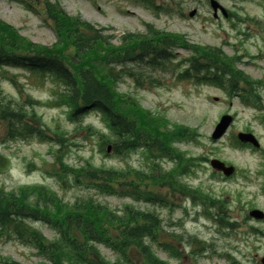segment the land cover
Instances as JSON below:
<instances>
[{
  "label": "rangeland",
  "instance_id": "1",
  "mask_svg": "<svg viewBox=\"0 0 264 264\" xmlns=\"http://www.w3.org/2000/svg\"><path fill=\"white\" fill-rule=\"evenodd\" d=\"M45 1L0 0V18L15 25L33 41L52 45L56 41V34L45 12ZM150 1L157 8L148 6L141 0H60V3L66 11L79 14L83 20L110 27L108 32L115 34L117 42L123 34L145 33L144 24L150 23L160 30L184 34L190 42L221 46L227 54H243L238 67L263 82V86L258 88L261 95L259 105L245 103L241 97L230 95L227 90L214 85L197 84L192 79H179L175 63H168L167 71L154 69L153 74L145 67L144 70L150 75L143 78L146 84L142 88L135 89L130 78L123 79L119 85L121 92L135 93L145 109L159 114L168 123L188 128L189 135L198 136V141L179 142L180 150L191 155L209 156L210 159L218 157L237 166V176L225 178L214 174L209 162H205L195 174L183 179L189 185L201 186L213 192L215 197L226 201L225 204L228 203L230 208V218L239 225L232 230L224 228L216 216L217 210L194 204L190 199L176 194L177 192L158 185L149 184L143 189L167 196L174 203V210L137 202L131 198L102 199L118 209H122L125 203L134 204L140 209H155L169 232L183 236L181 243L172 241L182 250L180 259L156 248L157 254L170 264H230L225 257L226 253L232 254L244 264H261L260 259L264 256V220L251 218L245 221V218L253 207L264 210V176L260 174L264 171V151H255L248 146L235 147L232 141L239 131L249 128L264 146V0H218L229 12L235 13L227 18L222 15L215 18L209 0ZM194 8L198 12L190 17L189 12ZM247 16L255 17L259 24L246 20ZM238 29L248 34H241ZM177 51L179 58H185L189 54L183 48H178ZM149 77H153L152 83L149 82ZM0 87L6 94L20 101L31 97L49 102L54 91V85L50 81L43 82L28 70L15 67H7L4 72L0 70ZM215 97L219 98L218 101ZM38 112L50 128L62 127L69 138L71 150L58 156H64V162L80 165L85 160H91L96 165L121 168L131 163L136 167H144L146 156L141 150H133L128 156L114 155L112 150L108 154L106 151L101 152L97 136L88 134L85 130H75L76 124L68 118L66 108L41 106L38 107ZM224 112L235 116L234 123L223 139L212 140L211 134ZM84 123L92 126L93 130H106L102 115L97 110H89L81 124ZM48 132L52 133L50 130ZM59 146L56 145L55 148ZM50 149L49 142L8 139L6 127L0 123V154L9 159L7 169L0 173V184L7 189L24 184L46 185L66 201H73L77 195L84 194L85 188L64 185L49 173L60 167L59 161H54ZM174 165L173 160L163 161L166 169L183 168V165ZM34 225L48 238H52L53 232L47 225L42 222H35ZM251 227L259 228L263 233L254 234ZM193 236L200 240L199 243H189V238ZM165 239L168 240V237ZM100 248L104 256L113 258L108 247L100 245ZM3 257H10L20 264H51L37 256L33 248L0 236V264H4Z\"/></svg>",
  "mask_w": 264,
  "mask_h": 264
},
{
  "label": "trees",
  "instance_id": "2",
  "mask_svg": "<svg viewBox=\"0 0 264 264\" xmlns=\"http://www.w3.org/2000/svg\"><path fill=\"white\" fill-rule=\"evenodd\" d=\"M49 13L58 34V41L52 47L27 39L13 25L0 19V68L3 65L26 67L63 83L60 104L69 106L73 113L89 107L101 110L110 130L107 137L113 138L117 153L137 147L160 154L173 150L174 137L183 135L185 130L162 129L161 121L135 101L126 100L117 84L126 74L124 68L129 62L160 65L173 57L174 45H187V42L178 34L159 31L147 24L146 34L125 35L117 45L112 41L113 36L104 33V28L96 29L77 16H69L58 5L51 6ZM193 49L190 71L201 69V57L206 63L228 64L207 48L193 46ZM118 65H121L119 69ZM128 69V75L137 78L133 69ZM141 76L138 73L137 80ZM35 105L32 100L15 101L0 89V121L6 122L10 138L42 136L43 123L35 113ZM5 165V157L0 156V170ZM61 166L53 175L74 186L94 189L98 195H116V185H127L133 187L130 190L133 197L149 201V192L137 191L140 186L135 181L125 184L123 180L136 178L138 182L159 183L174 176L173 182H177V172L165 173L156 161L144 171L131 167H98L89 161L79 167L63 162ZM178 185L184 195L201 194L182 183ZM34 221L50 225L56 234L53 239L35 228L31 224ZM0 232H8L35 247L39 255L53 264H168L156 255L153 242L179 256L177 249L161 241L160 219L155 213L132 206L120 213L92 194H82L70 202L42 185L12 190L0 185ZM101 242L115 250L116 259L107 260L101 255L98 248ZM234 264L242 263L234 261Z\"/></svg>",
  "mask_w": 264,
  "mask_h": 264
},
{
  "label": "water",
  "instance_id": "3",
  "mask_svg": "<svg viewBox=\"0 0 264 264\" xmlns=\"http://www.w3.org/2000/svg\"><path fill=\"white\" fill-rule=\"evenodd\" d=\"M213 4H214V7H217V3L213 2ZM230 121H231V117H229V116H224L223 117L221 124L217 128V131L215 133V137H217V136H219V135H221L223 133V131L229 125ZM240 137L243 138L244 140H251V141L256 142L254 137H253V135H251V134H243V133H241ZM212 163H213V165L216 168L224 169L227 174H230L232 172V168H226L225 165L222 162L218 161V160H213ZM252 215H254L257 218L264 217V213L261 212L260 210L252 211ZM262 261L264 262V258L262 259Z\"/></svg>",
  "mask_w": 264,
  "mask_h": 264
}]
</instances>
